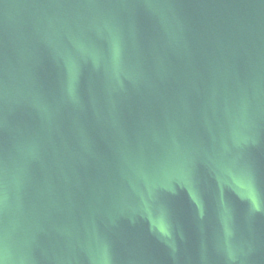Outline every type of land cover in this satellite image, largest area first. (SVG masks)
<instances>
[{
  "label": "water",
  "instance_id": "95a60500",
  "mask_svg": "<svg viewBox=\"0 0 264 264\" xmlns=\"http://www.w3.org/2000/svg\"><path fill=\"white\" fill-rule=\"evenodd\" d=\"M0 264H264V0H47L0 99Z\"/></svg>",
  "mask_w": 264,
  "mask_h": 264
}]
</instances>
